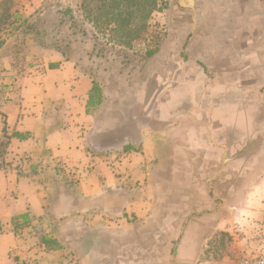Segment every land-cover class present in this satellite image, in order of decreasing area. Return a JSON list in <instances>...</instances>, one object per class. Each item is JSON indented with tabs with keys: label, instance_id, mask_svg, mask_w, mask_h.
Listing matches in <instances>:
<instances>
[{
	"label": "crops",
	"instance_id": "obj_1",
	"mask_svg": "<svg viewBox=\"0 0 264 264\" xmlns=\"http://www.w3.org/2000/svg\"><path fill=\"white\" fill-rule=\"evenodd\" d=\"M43 1L0 0V264H168L142 223L186 214L198 169L236 150L264 85V0H173L169 35L116 85L19 43Z\"/></svg>",
	"mask_w": 264,
	"mask_h": 264
},
{
	"label": "rangeland",
	"instance_id": "obj_2",
	"mask_svg": "<svg viewBox=\"0 0 264 264\" xmlns=\"http://www.w3.org/2000/svg\"><path fill=\"white\" fill-rule=\"evenodd\" d=\"M172 1L44 0L39 14L22 29L28 34L22 38L28 39L19 43L63 52L89 65L99 84L116 85L122 77L133 79L137 50L157 49L169 35L166 12ZM248 94L251 101L243 107L249 115L233 141L236 150L226 153L223 146L218 168L198 169L204 180L193 186L203 192L184 201L186 214L171 215V220L162 214L142 223L148 229L143 240L159 243L152 251L167 252L168 264L179 263L185 235L197 242L194 248L182 245L189 252L185 264H236L241 256L264 253V85ZM220 176L218 188L211 187L207 179ZM151 223L163 225L162 230L149 231ZM166 240L171 244L165 252Z\"/></svg>",
	"mask_w": 264,
	"mask_h": 264
},
{
	"label": "built area",
	"instance_id": "obj_3",
	"mask_svg": "<svg viewBox=\"0 0 264 264\" xmlns=\"http://www.w3.org/2000/svg\"><path fill=\"white\" fill-rule=\"evenodd\" d=\"M236 264H264V253L241 256L237 259Z\"/></svg>",
	"mask_w": 264,
	"mask_h": 264
},
{
	"label": "trees",
	"instance_id": "obj_4",
	"mask_svg": "<svg viewBox=\"0 0 264 264\" xmlns=\"http://www.w3.org/2000/svg\"><path fill=\"white\" fill-rule=\"evenodd\" d=\"M43 242L50 248H55V247L59 246L57 243H55V241L53 239H50L46 236L43 237Z\"/></svg>",
	"mask_w": 264,
	"mask_h": 264
}]
</instances>
